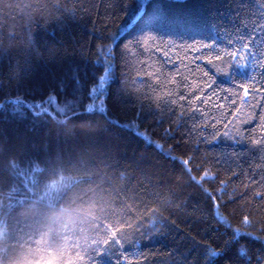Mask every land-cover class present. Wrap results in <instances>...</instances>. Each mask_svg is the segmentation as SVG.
Here are the masks:
<instances>
[{"label": "trees", "instance_id": "16d2710c", "mask_svg": "<svg viewBox=\"0 0 264 264\" xmlns=\"http://www.w3.org/2000/svg\"><path fill=\"white\" fill-rule=\"evenodd\" d=\"M134 6L133 0H0V97L40 100L59 94L61 80L70 93L73 69L86 92L100 72L102 50L112 47L110 37ZM256 7V0H188L172 9L178 17L216 20L214 38L193 41L175 28L137 42L129 33L127 49L116 48L105 93L111 124L77 116V123L96 122L33 127L31 114L20 121L0 112V264H204L203 246L225 239L221 214L233 228L264 232V196L256 194L264 192V99L260 107L241 106L232 95L241 82L264 86L258 30L264 21L252 14ZM253 27L256 55L215 60L217 51L239 49L237 35L247 38ZM193 43L216 46L204 50L213 64L189 50ZM244 62L247 68L236 66ZM198 93L211 99L192 103ZM130 122L176 159L134 135ZM29 158L40 160V183L27 194L20 184L12 191ZM203 171L215 179L201 180ZM205 189L219 204L215 216ZM244 216L255 218L252 228L240 224ZM250 246L264 248L257 241Z\"/></svg>", "mask_w": 264, "mask_h": 264}, {"label": "snow or ice", "instance_id": "6c2138e0", "mask_svg": "<svg viewBox=\"0 0 264 264\" xmlns=\"http://www.w3.org/2000/svg\"><path fill=\"white\" fill-rule=\"evenodd\" d=\"M127 3V0H124ZM188 0H133L134 8L129 12L127 22L122 25L120 30L110 37L112 43L111 48H107L105 55L102 56L96 63L100 68L99 74L94 75V78L90 83H87V91L85 92V82L82 81L79 71L73 69L70 79L73 82V87L71 92L67 91L68 83L65 80H61L57 85L59 94L57 90L50 91L46 96L40 100L29 99L27 96L16 93L14 95L0 97V112H7L13 118L23 121L27 119L28 114L32 116L33 127L39 124H48L49 122H56L57 124H67L69 121L73 124L80 123H95L93 119L83 120L79 123L76 121L77 116H102L108 123L111 124V119L109 116L105 115L104 109L107 107V96L105 93L110 92V84L113 79L114 67L116 64V48L120 47L121 51L127 49V40L129 33L133 34V38L139 42L141 37H144L148 33H158L164 29H175L182 28L183 31L179 32L178 35L184 36L188 33V39L193 41L200 39H205V37H212V33L217 32L220 27L219 23L214 20H197L192 17L184 16L178 17L173 14L172 9L176 6L186 5ZM256 10L252 14L259 18V20L264 21V0H256ZM247 26V25H245ZM259 33L262 36L260 44H264V23L259 25ZM253 34H250L247 38L242 35H237V40H239L241 47L239 49L233 48L231 52L228 51H217L215 54V60L220 61L224 57H229L232 59L233 63L238 60H242L243 56L238 55V53H243L247 55L253 52L252 44L257 43L255 40V33L257 28L253 27ZM123 33V35H121ZM228 39L232 41L233 44L236 43L231 35ZM34 43V42H33ZM215 45L211 43H203L197 46L195 43L191 45L190 51H195L201 54V57L205 58L207 64H213L214 60L211 55L204 57L205 49H215ZM240 68H247V62L239 63L236 65ZM208 73L204 72V76ZM253 80L255 77L253 76ZM172 84L176 83L175 79L170 81ZM192 85H196V81L191 82ZM210 86V85H209ZM0 87H2V82H0ZM240 90L239 93L233 92V96L239 99L240 105L244 106L249 102H253L255 107H260L258 101L264 99V86L257 87L255 83L249 84L241 82L238 85ZM196 90L194 87L189 88V96L191 92ZM200 92H203V87L200 88ZM242 94V95H241ZM182 99L186 97L181 96ZM205 99H211V94H206L201 96L199 93L196 95L192 103L199 100L201 103ZM236 103V100L232 101ZM237 115L233 117L234 120L240 119V110L236 109ZM261 119H264L262 117ZM130 127L136 129L133 133L137 135L139 139L148 143L151 147L156 149L161 155L168 156L170 159H176L172 157L169 152L165 150L163 144L157 143L151 139L150 135L141 130L138 125L134 122L129 123ZM118 127V125H113ZM224 136L229 135V131L223 133ZM0 140V144H2ZM259 143V141H257ZM47 148V145H45ZM182 165L187 166L189 160L185 159L181 161ZM26 169V171H25ZM186 171H189L187 167ZM42 168L40 167V160L35 158L27 159L21 165V173L14 176L12 179L11 190L16 191V184H20L24 193L27 194L29 188H35L40 183V173ZM215 176L211 175L209 171H203L201 180H214ZM209 200H212V210L215 216V210L219 207V204L213 200L212 194L205 189ZM259 196H264V192L256 193ZM24 200L21 199L19 203L23 204ZM254 217L244 216L242 217L240 224L252 228L254 226ZM218 223L221 224L225 229V239L222 244H206L202 248L203 256L202 260L204 264H239L240 261H244V264H264V248L259 251L253 250L250 246L251 242L257 241L261 245H264V232L260 235L254 234L251 230H243L240 227L233 228L229 225L221 214L217 217ZM116 241L113 240V244ZM135 247L139 248V243L135 244ZM232 254L230 259H224Z\"/></svg>", "mask_w": 264, "mask_h": 264}]
</instances>
